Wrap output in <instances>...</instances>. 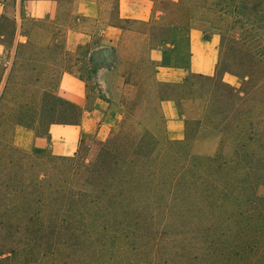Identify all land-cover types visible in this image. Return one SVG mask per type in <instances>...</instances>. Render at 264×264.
Wrapping results in <instances>:
<instances>
[{
    "label": "trees",
    "instance_id": "1",
    "mask_svg": "<svg viewBox=\"0 0 264 264\" xmlns=\"http://www.w3.org/2000/svg\"><path fill=\"white\" fill-rule=\"evenodd\" d=\"M163 2L168 8L167 18L171 19L167 23L152 25L150 21L121 19L118 14L116 21L143 26L137 32L145 37L148 50L179 47L180 41L187 48L191 28L198 29L203 38L218 35L219 66L224 67L222 73L238 78L239 86L196 74H187L180 82H157L153 77L140 78L131 62H122L116 56L109 62V57L101 60L98 69L120 67L121 76L136 79L141 89L125 103L103 100L112 106L109 116L115 126L104 140L97 141L91 159L77 148L71 156L57 158L63 163L58 213L52 208L48 211V206L38 209L27 193L22 196L25 200L18 199L15 214L28 225L58 219L59 225L109 226L106 233L86 235L80 245L81 252L93 257L111 258L110 252L116 248L124 251L122 237L126 241H172L179 245L172 253L188 261L185 264H264V0ZM1 19L9 23L11 30L10 45L7 47L3 41L0 44L6 50L14 45L15 56L8 68L0 64V101L8 90L12 95L27 88V83L14 81L12 74L21 54L18 49L28 50L29 61L39 56L51 59L47 53L37 51L28 33H19L25 38L23 43L15 41V20L4 15ZM31 21L33 24L39 19ZM108 24L124 30L116 22ZM46 46L58 48L59 44L54 39L43 48ZM84 46L79 44L76 50ZM102 49L114 52L112 46ZM165 54L171 66H184L179 57L172 63V56ZM73 66L51 65L44 71L56 81L64 72L83 81L81 71H74L76 65ZM204 83L208 86L203 87ZM188 99H197L202 106L195 119L185 120L182 139L162 141L142 123L140 113L152 100L160 118L161 101L171 100L178 108ZM40 100L50 102L53 112L59 105L60 113L65 115L61 121L49 124H79L83 109L77 104L47 90ZM1 116L0 113V124ZM202 123L220 132L210 156L196 155L188 145ZM12 124L30 128L20 119ZM22 152L11 142L6 151L7 163L14 165ZM1 157L5 158V153ZM3 188L7 186L2 182L0 192ZM6 211V206H1V219L6 217ZM138 253L141 259L154 255Z\"/></svg>",
    "mask_w": 264,
    "mask_h": 264
},
{
    "label": "rangeland",
    "instance_id": "2",
    "mask_svg": "<svg viewBox=\"0 0 264 264\" xmlns=\"http://www.w3.org/2000/svg\"><path fill=\"white\" fill-rule=\"evenodd\" d=\"M12 1L4 0L7 6H10ZM89 1L92 2V6L89 9L84 7L86 15H83L82 12L78 13L77 11L83 7L84 2ZM150 1L153 2V16L150 23L157 25L169 22L171 19H168L166 3L163 0ZM58 2L55 17L39 19V22L32 24L31 18L22 14L23 19L18 20V32L28 33L34 41L37 51L47 53L51 59L39 56L36 60L29 61L26 59L28 50L18 49L17 51L21 54H18L12 74L14 73V81L27 83V88L22 87L21 90L14 91V93L12 91V95L8 90L4 99L0 101V113L2 114L0 154L5 153V158H0V183L3 182L7 186L0 192V209L1 206L5 205L7 210L6 217L0 218V264H185L188 261L179 260L172 253L179 247L172 241L139 240V242L135 239L126 241L122 237L120 239L124 243V251H122L124 253L116 248L110 252L111 258L106 256L93 257L86 251L81 252L80 245L85 242L86 235L95 237V231L106 233L109 226L59 225L58 219L45 222L44 225H28L25 221L18 219L15 214L18 199L25 200L23 197L27 193L31 194L30 199L36 203V207L40 210L48 206V211L52 208L58 213L60 208V188L63 176V163L57 159L60 156L51 154L47 149L39 150L34 147L23 149L19 146L16 148L23 152L17 155L19 161H16L14 165L7 163L8 157L6 156V151L11 142L14 141L18 145L19 139L24 137L23 130L31 131L38 136L45 135L50 122H59L65 118V115L60 113L59 105L55 107L53 112L50 110L52 108L50 102L41 103V94L47 90L65 100L66 98H73V83L69 81L60 83V78L56 81V78H51V74L49 75L47 71H44V68H50L51 65H56L58 68L74 67L73 64H75L76 68L73 70L81 71L79 74L84 78L81 84L85 94L84 106L88 109L96 108L97 111V116L94 119L85 121L87 125L81 132L77 145V149L85 153L88 159H91L95 154L98 141L94 126L95 120L103 119L105 114H109V109L112 107L103 100L107 99L114 103L123 101L125 103L134 99L133 95H136L137 91L141 89L136 79L129 80L127 75H124L127 82L120 84V78L123 75L120 67H114L113 70L107 71L105 68L98 69L97 64L108 57L107 61L109 62L112 56H116L122 62H131L133 68L136 67L135 69L139 70L138 76L140 78L144 76V78L151 79L153 76V65L149 62L145 37L137 32L142 30L143 26L137 23L117 22L116 0H58ZM9 11L10 9H7L6 12ZM113 22L123 26L124 30L112 44H107L105 37L101 40L100 32L106 31L105 25ZM10 30L9 23L0 18V35H3L0 41H3L7 47L10 45ZM209 31L206 30V32ZM198 32L199 36L202 37V33L199 30ZM109 35L112 36L113 34L110 32ZM54 39L59 44L58 48L47 46L43 48ZM216 39L218 51V35H216ZM15 41L23 43L25 38L21 36ZM77 44L85 46L76 50ZM102 46H112L114 52L104 51ZM0 47L3 45L0 44ZM13 47L14 45L11 50ZM159 50L162 53L170 54L172 63L177 62V57L181 59L182 63L187 59V48L183 41H180L179 47L163 46ZM8 51L5 49L3 56H0V64L7 68L10 66V60L7 58ZM223 68L222 65L219 66L218 51L216 70L212 75L214 76L213 81H217L219 78L223 81ZM236 80L237 85L235 87H238L240 81L238 78ZM130 83L135 85H130ZM207 86V84L203 85V87ZM201 106L202 103L199 100L188 99L180 102L178 109L186 119H195L200 113ZM156 110L155 100H152L151 105H145L140 113L143 118L142 123L159 139L165 141L168 138L163 132V122L158 118ZM9 115L11 118H8ZM3 116L7 118H3ZM17 119H20L23 124H27L30 128L23 126L22 131H18L15 139L16 126H13L12 122ZM108 123L110 124L109 135L115 126V122L110 120ZM106 128L107 125H104L102 129L106 130ZM209 130L214 134H209ZM215 136L219 140V130L215 126L208 127L202 123L194 140L188 141L190 150L196 155L205 156L196 152L193 143L196 138L213 140ZM7 178L10 180L6 181ZM18 217L20 216L18 215ZM140 251L154 255L153 257H145L144 260L139 257L138 252ZM83 253L87 255L85 256Z\"/></svg>",
    "mask_w": 264,
    "mask_h": 264
},
{
    "label": "crops",
    "instance_id": "3",
    "mask_svg": "<svg viewBox=\"0 0 264 264\" xmlns=\"http://www.w3.org/2000/svg\"><path fill=\"white\" fill-rule=\"evenodd\" d=\"M92 6V2H84L77 12L86 15V9ZM117 14L121 19L150 21L153 16V2L150 0H116ZM10 9L9 12H6ZM58 10V3L56 0H13L10 6H7L4 0H0V18L2 15L15 20L16 33L15 39L17 40L19 35L17 26L20 14H26L31 19H45L55 17ZM24 12V13H23ZM105 30L100 32V38H106L107 44H112L122 31L119 28L105 25ZM113 35L110 36L109 33ZM79 45V44H77ZM76 45V46H77ZM5 49L0 47V56H3ZM7 58L10 60V64L14 59V47L13 50L8 51ZM149 62L153 65V79L157 82H180L187 74H196L202 76H212L215 72L218 51H217V39L216 35H210L208 38L199 36V32L195 28L189 29L188 32V46H187V59L184 62L183 67L171 66V60L168 55L162 53L158 49H149ZM1 58V57H0ZM2 62V61H1ZM136 68V67H135ZM114 68L106 69L107 71ZM60 83L63 81H69L73 83V98H66V100L77 104L83 109L81 120L79 124H58L51 123L47 127L45 135H35L31 131L23 130V138H20L18 145L12 142L13 145L19 146V148L28 149L34 147L36 149H47L51 154L55 156H71L79 143L81 132L87 125L86 122L94 119L97 116L96 108L88 109L85 105V94L81 87L82 81L78 80L71 74L66 72L60 75ZM121 83L125 84L124 77L121 76ZM223 81L231 86L237 85L235 76L228 73L223 74ZM101 110V108H99ZM158 112L160 119L163 122V132L168 139L180 140L183 138L184 122L186 117L179 111L177 105L171 100H163L159 103ZM109 114H105L103 119L95 120V132L98 140H104L108 136V130L111 119ZM86 121V122H85ZM112 122V120H111ZM108 123V124H107ZM104 125H107L106 130L102 129ZM18 127L19 130H18ZM23 126H16L14 132V138L18 131H22ZM209 134H214L209 130ZM218 138L212 139H200L196 138L193 145L198 154L210 156L214 153L217 147ZM202 149H197V148Z\"/></svg>",
    "mask_w": 264,
    "mask_h": 264
}]
</instances>
